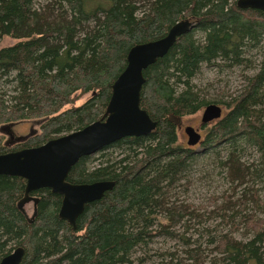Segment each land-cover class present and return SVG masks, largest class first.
I'll list each match as a JSON object with an SVG mask.
<instances>
[{"label":"trees","instance_id":"16d2710c","mask_svg":"<svg viewBox=\"0 0 264 264\" xmlns=\"http://www.w3.org/2000/svg\"><path fill=\"white\" fill-rule=\"evenodd\" d=\"M236 1L50 0L40 6L0 0V127L28 119L40 126L16 147L0 137V153L38 146L99 119L129 48L163 37L178 20H197L143 70L140 106L155 129L121 138L97 151V160L82 156L71 167L69 182L113 181L85 204L74 228L58 216L60 195L31 192L37 201L28 216L17 206L25 180L0 175V258L21 246V264H132L136 248L163 236L177 247L162 264H264V59L226 99H206L192 83L201 65L245 66L249 51H264V13ZM4 37L13 42L2 46ZM84 94L89 99L75 106ZM209 103L225 112L204 129L200 148L179 144L168 115H191ZM112 148L121 152L113 156ZM207 162L224 173L236 197L213 201L207 211L213 217L202 220L174 197L178 184H189Z\"/></svg>","mask_w":264,"mask_h":264},{"label":"water","instance_id":"95a60500","mask_svg":"<svg viewBox=\"0 0 264 264\" xmlns=\"http://www.w3.org/2000/svg\"><path fill=\"white\" fill-rule=\"evenodd\" d=\"M240 8L259 9L264 13V0H237ZM197 20L185 18L176 21L163 37L131 46L126 54V65L113 80L111 91L101 117L84 127L51 138L44 143L0 153V175L15 176L25 180L24 193L17 206L24 211V204L37 199L31 192L47 188L60 195L58 216L73 228L76 218L82 213L86 203L101 198L113 186L111 180L90 183H70L67 175L71 167L82 156L91 155L124 137L144 136L151 133L156 122L146 109L140 106L141 87L145 81L143 70L162 57L174 44L176 38L192 29ZM222 107L216 103L207 104L201 114L200 124H205L221 116ZM168 119L181 127V117L168 115ZM0 127L7 134L4 145L10 147L24 141L27 135L14 136L10 125ZM187 145L201 144L198 128L186 125ZM24 254L22 247L3 256L0 264H21Z\"/></svg>","mask_w":264,"mask_h":264},{"label":"rangeland","instance_id":"374dc122","mask_svg":"<svg viewBox=\"0 0 264 264\" xmlns=\"http://www.w3.org/2000/svg\"><path fill=\"white\" fill-rule=\"evenodd\" d=\"M46 2L48 3L50 0H35V3L40 6L45 5ZM195 33L197 34L196 36H201L198 32ZM12 42V39L4 37L1 45L5 46L11 44ZM246 56L248 57L249 62L245 66L224 67L221 69V67L218 68L216 66L214 67L213 65H201L200 70L192 80L195 89L202 97L216 100L226 99L229 97L226 95H229L230 93H238L245 84L244 78L254 74L261 65V62L264 59V51L259 48L254 49L249 51ZM89 97L90 94H84L83 96L77 97V99L73 100V103L75 106H79L86 102ZM67 107H69V105ZM221 107L224 114L225 109L223 106ZM203 108L204 106L201 110L194 114L181 117V127H177L179 144H184L187 146V135L184 133L183 128L186 125L193 126L194 128L199 127ZM209 126L210 125H208L207 128H203L201 131L205 134L204 129H209ZM32 129L35 131L34 135L40 133V126L39 123H37V120H21L10 125V131L14 136L27 135ZM0 135L3 143L7 139V134L4 133L3 135ZM34 135H32L30 138H32ZM18 145L19 144H15L14 147ZM199 148V146L196 147V149ZM110 151H112L111 153L113 156H116L119 152H121V149L112 148ZM96 153L97 152L91 154L92 159L94 158L97 160L99 158L100 153ZM95 163L96 161L92 160L91 165H94ZM208 164L210 165L208 166ZM218 169V167H214L212 163L209 162H207L205 165L200 164L197 167V171L192 173L193 176L191 180L187 181L189 184L184 185V181L178 184L179 186L175 190L174 197V199H176V204L182 205L184 207L190 205L189 210L193 213V215H196V217L199 216L202 220H208L213 217L209 216L207 212L213 207V201H215V203L220 202L221 196L227 195L228 193L229 195H233L231 197L232 200L235 199V192L229 188L230 182L225 179L224 173L219 174L220 172H218ZM208 170H210V174H207ZM204 172H206V175H210V180H206L208 177H204ZM239 189L240 187L236 189V192L239 191ZM24 207L27 215L30 216L32 213V202L29 201L25 203ZM259 215L262 216V214ZM218 221L219 219L216 218V221L212 222L216 223ZM235 236L240 237L238 235ZM176 247L177 242L174 240L163 236L155 237L153 240H151V242H149L148 246H139L135 249L132 255V259H135V261L133 260L132 264H138V261L136 260L138 258H144L145 262L141 264H162L161 258L168 252L176 249Z\"/></svg>","mask_w":264,"mask_h":264},{"label":"flooded vegetation","instance_id":"af4514ba","mask_svg":"<svg viewBox=\"0 0 264 264\" xmlns=\"http://www.w3.org/2000/svg\"><path fill=\"white\" fill-rule=\"evenodd\" d=\"M220 106H221V105H220ZM223 108H224V107H223ZM222 115H223V109H222V111H221V116H222ZM221 116H220V118H221ZM218 119H219V118H218ZM218 119L211 120V121H209V122H207V123H205V124H202V125L199 123V127H197V128H198V131H199V133H200V135H201V139H202V140H203L204 133H203L201 130H203V127H205V126L208 125L209 123H211V122H213V121H215V120H218ZM199 145H200V144L197 143L196 145H193V146L196 147V146H199ZM187 146H189V145H187ZM67 181H68V180H67ZM97 181H98V180H97ZM68 182H69V181H68ZM70 183H76V182H70ZM31 196H32V195H31ZM33 197H34V196H33ZM60 201H61V200H60ZM31 202H32V208H33L34 202H33V201H31ZM24 210H25V207H24ZM25 213H26V211H25ZM26 214H27V213H26ZM17 247H21V246H15V247L13 248V250L16 249ZM13 250H12V251H13ZM12 251H11V252H12ZM11 252H10V253H11ZM7 254H9V253H7ZM7 254H5V255H7ZM5 255H4V256H5ZM2 257H3V256H2ZM2 257H1V258H2ZM1 258H0V260H1Z\"/></svg>","mask_w":264,"mask_h":264}]
</instances>
